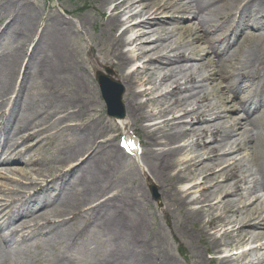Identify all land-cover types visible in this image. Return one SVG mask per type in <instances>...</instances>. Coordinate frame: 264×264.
Segmentation results:
<instances>
[{
	"label": "bare ground",
	"instance_id": "6f19581e",
	"mask_svg": "<svg viewBox=\"0 0 264 264\" xmlns=\"http://www.w3.org/2000/svg\"><path fill=\"white\" fill-rule=\"evenodd\" d=\"M97 1L87 8L98 14L93 23L106 46L99 51L92 46L86 59L94 72L113 69L115 79L108 77L126 90L128 120L132 126L140 124L144 133L143 141L136 137L146 150L148 172L139 171L140 176L152 177L162 202L175 210V228L167 218L173 238H186L193 245L196 264H264L261 0ZM4 17L10 22L0 28V77L17 84L21 61L28 57L29 62L10 109L11 93L0 78V178L26 190L6 189L0 183V194L10 195L7 203L0 202V264H78L66 253L45 256L26 232L33 222L35 235L47 245L75 244L86 233L84 224H77L83 216L77 205L86 201L93 205L88 211L103 233L117 246L103 261L88 264H152L145 252L148 245L140 243L139 233L122 214L119 194L112 195L122 181H113L111 167L121 168L127 155L115 147L116 137H105L119 129V121L104 128L92 121L87 127H64L78 132L79 145L61 160L60 186L46 166H36V158L21 157L24 131L36 127L47 139L51 121H82L90 108V73L70 45L75 31L82 34L87 28V20L80 18L76 24L44 15L45 29L39 32L35 16L24 14L20 0H0V23ZM232 23L237 25L231 28ZM206 24L228 36L221 42L217 29L208 32ZM12 28L29 33L35 43L31 52ZM47 30L51 33L45 34ZM66 88L70 94L61 93ZM238 113L243 116H233ZM209 136L211 144L218 145L205 154ZM104 155H111L112 166L103 170ZM17 159L25 169L20 180H13L5 175L13 169L4 166ZM74 159L82 161L72 170L64 167ZM222 165L225 168L217 172ZM70 175L73 181L67 180ZM196 189L201 190L199 196L192 192ZM41 220L43 225L38 224ZM84 245L92 255L91 243L86 240ZM156 255L155 264H179L165 249Z\"/></svg>",
	"mask_w": 264,
	"mask_h": 264
},
{
	"label": "rangeland",
	"instance_id": "374dc122",
	"mask_svg": "<svg viewBox=\"0 0 264 264\" xmlns=\"http://www.w3.org/2000/svg\"><path fill=\"white\" fill-rule=\"evenodd\" d=\"M236 1V0H235ZM22 6L24 7V14L35 16L34 25H36L39 32H42L45 29V16H59L66 19L69 22H74L79 24V19L84 18L87 20L86 29L82 32V34L73 35L71 39V48L73 51L76 52V56L79 55L80 59L78 62H82L85 60L84 67L88 69L90 73V84H89V94H88V101L90 108L88 112L85 114L86 116L82 117L83 120H78L75 123H68V124H58L56 125L55 122L51 121L49 125V138L44 139L43 136H39V130L36 127H32L27 129L22 133L24 136V143L20 144V152H23L22 158L24 157H32L36 158L37 162L47 167L50 173V178L53 179L57 186H60L61 183L59 182L60 176L62 173L58 171L61 160L65 158V155L68 151H71L74 148L78 147V143L75 141L76 133L71 131H64V127L66 125H76L79 127H87L90 121L96 123L100 128L104 127H112L114 125V119L108 116L107 108L102 98L100 87L97 82V77L100 73L107 74L110 73L111 77L114 75V70L111 68H107L105 70L94 72L90 63L87 62L86 58L91 57V47H97V50H102L106 46V41L102 40L101 38V31L98 25H95L94 19H98V14H95L87 7L92 5H97V0H20ZM264 6V0H261ZM232 12H234V8L231 6ZM163 18V16H159ZM166 18V17H165ZM142 20V19H140ZM10 22V19L3 18V21L0 23L1 26H4ZM189 23V22H188ZM236 23L229 24L232 28L235 26ZM217 29V35L221 41L228 36V33L223 32V29L219 28L218 26H214L213 24H206L205 30L210 32ZM49 30V29H48ZM45 32V34L51 33ZM12 33L22 39V42L26 46L28 52H31L35 46V43L29 41L28 32H20L16 28H12ZM245 33V32H244ZM32 44V45H31ZM29 62V58H23L21 61V69L19 72V81L17 84H12L7 80L6 77L1 75V80H3L4 84L7 88H9V93H11V102L9 108L13 106L14 101L19 94V86L26 74L27 65ZM23 64V65H22ZM127 72L130 70L127 69ZM112 78L115 79L113 76ZM119 83V80H114ZM70 90H73V87H70ZM125 90V88H124ZM67 88L64 89L61 93L70 94V92H66ZM127 95L126 90L123 97V106L125 111V118L123 120H118L120 124H117L119 129L115 128L114 132L109 133L105 139H111L112 137H116L115 147L119 148L123 153L126 152L120 147V141L125 139L127 140L128 137L133 136L136 134L139 138L143 141L144 140V133L141 129V125L138 124L136 127L132 126L130 121L128 120V114L126 111V102H127ZM140 101L145 102L144 98H141ZM56 116V115H55ZM233 116H243L242 113L233 114ZM58 118V117H57ZM211 119V118H209ZM1 130V127H0ZM74 131V129H72ZM78 131V129L76 130ZM30 137V138H29ZM29 139V140H28ZM136 141V140H134ZM212 137H208L206 139L207 150L204 152L208 154L213 147H217L218 143H212ZM222 153V152H221ZM127 159L125 160L124 165L119 168L118 166L113 167L111 162V155L103 156L102 160L100 161V168L101 169H108L111 168L113 181H122L120 182L121 186L120 189L117 191H113L112 195H116L117 193L120 196L121 206H122V214L125 218H127L130 226L133 228L136 234L139 233L141 242H145V246L149 247V251H145L147 256L149 257L152 264L156 263V254L163 251V249L167 250L172 256L176 258L179 264H196V260L194 259V249L193 245L186 239L181 238L180 236L173 238L171 234V224L169 220H175L176 214L173 208H169L165 206L162 202V197L160 193L159 186L154 182L153 178L150 176H140V172L147 173V167L145 164V155L146 150L145 147L142 146L137 151L134 156H130L128 154ZM224 159H229L227 156H223ZM18 158V157H17ZM12 162L8 164L9 167L13 169V171L6 172L5 175L8 178L13 180H20L21 179V171L25 169V164L17 162ZM82 159L78 161L68 160L65 162L64 167L67 169L72 170L74 167L78 166L81 163ZM225 168V165L219 166L216 170L217 172H221ZM136 169V170H135ZM138 170V171H137ZM4 175V176H5ZM74 175H70L68 177V181H73ZM106 181V180H105ZM110 189L114 188V183L109 180ZM200 183V181H198ZM0 183H2L6 189H13L19 188L24 190V187L13 184L11 181H8L5 178H0ZM203 186V184H201ZM21 191V192H23ZM31 194L36 192V190H29ZM27 191V192H29ZM192 192H198L196 196H199L201 190H194ZM261 195V194H259ZM10 195L0 194V197L3 199L0 202H6L10 199ZM6 199V201H5ZM249 205L250 201L246 202ZM93 205H90L87 201L77 205V208L81 211V215H83L80 220L78 221V225L84 224L86 228V233L80 240H77L75 244L72 241L70 246L69 243L64 244L61 248L50 245H47L44 240H40L34 233V224L33 222L30 223V229H27V236L30 235L32 238V242L35 243L36 249L43 251L45 256H52L56 254L61 255H68L72 260L76 261L78 264H88V262L93 261V263H97L103 261L104 258H107L113 254L116 247L115 243L108 237L106 234L103 233L102 227L99 226L97 221H95V216H92L91 213L88 211ZM168 215V216H167ZM170 217V218H169ZM168 218V219H167ZM44 221H39V225H43ZM77 226V225H76ZM176 224L174 221L173 228H175ZM23 228L19 229L18 233H20ZM138 233H137V232ZM161 233V234H160ZM159 234L160 236L158 239L155 236ZM86 235V237H85ZM155 236V237H154ZM36 237V238H35ZM84 237V238H83ZM83 239L91 243L90 251H92V255L88 251L86 245H84L85 241ZM82 242V243H81ZM145 250V249H144ZM238 251H234L233 254L238 253ZM264 252V251H262ZM66 253V254H62ZM208 258L210 259L211 256L209 255ZM255 262H258L257 259H254ZM205 264V263H203ZM257 264V263H256Z\"/></svg>",
	"mask_w": 264,
	"mask_h": 264
},
{
	"label": "water",
	"instance_id": "95a60500",
	"mask_svg": "<svg viewBox=\"0 0 264 264\" xmlns=\"http://www.w3.org/2000/svg\"><path fill=\"white\" fill-rule=\"evenodd\" d=\"M98 83L100 85L103 98L107 104L109 115L113 117L123 118V88H121L118 84H115V82L111 81L109 78L102 75L99 76Z\"/></svg>",
	"mask_w": 264,
	"mask_h": 264
}]
</instances>
